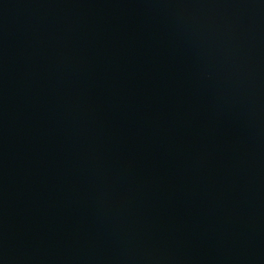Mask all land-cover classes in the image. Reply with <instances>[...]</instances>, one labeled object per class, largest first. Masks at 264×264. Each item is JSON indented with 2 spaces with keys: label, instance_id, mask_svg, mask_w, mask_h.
<instances>
[{
  "label": "water",
  "instance_id": "1",
  "mask_svg": "<svg viewBox=\"0 0 264 264\" xmlns=\"http://www.w3.org/2000/svg\"><path fill=\"white\" fill-rule=\"evenodd\" d=\"M0 264H264V0H0Z\"/></svg>",
  "mask_w": 264,
  "mask_h": 264
}]
</instances>
